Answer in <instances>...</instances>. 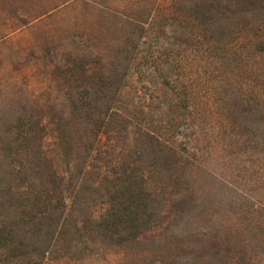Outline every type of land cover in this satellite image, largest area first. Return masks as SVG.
<instances>
[{
  "label": "trees",
  "instance_id": "obj_1",
  "mask_svg": "<svg viewBox=\"0 0 264 264\" xmlns=\"http://www.w3.org/2000/svg\"><path fill=\"white\" fill-rule=\"evenodd\" d=\"M147 15L135 19L123 68L92 71L101 58L60 54L54 71L70 82L65 103L53 105L59 114L44 102L39 114L9 104L0 264L83 259L91 247L136 242L168 206L192 199V170L215 160L224 177L264 187V0H155Z\"/></svg>",
  "mask_w": 264,
  "mask_h": 264
},
{
  "label": "rangeland",
  "instance_id": "obj_2",
  "mask_svg": "<svg viewBox=\"0 0 264 264\" xmlns=\"http://www.w3.org/2000/svg\"><path fill=\"white\" fill-rule=\"evenodd\" d=\"M57 1L0 3V132L11 119V102L18 101L15 109L19 111L21 103L27 102L35 114L43 102L49 108L65 103L63 89L70 81L58 77L53 67L61 53L101 58L91 63L92 71L123 68L124 55L131 56L140 33L135 19L140 14L139 19L145 21L155 0H71L48 10ZM44 111L59 114L55 107ZM207 144L200 140L196 146ZM209 163L191 172L190 180L195 183L189 186L196 189L192 199L168 206L161 224L136 242L91 247L83 259L56 258L46 264H186L191 259L206 264H264V187L224 177L223 160ZM210 171L218 177L204 173Z\"/></svg>",
  "mask_w": 264,
  "mask_h": 264
}]
</instances>
